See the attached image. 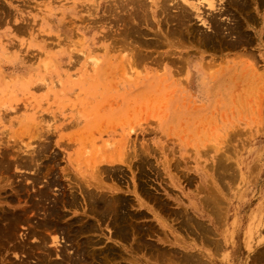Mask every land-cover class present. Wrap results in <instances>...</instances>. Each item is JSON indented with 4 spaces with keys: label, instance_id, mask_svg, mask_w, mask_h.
<instances>
[{
    "label": "rangeland",
    "instance_id": "rangeland-1",
    "mask_svg": "<svg viewBox=\"0 0 264 264\" xmlns=\"http://www.w3.org/2000/svg\"><path fill=\"white\" fill-rule=\"evenodd\" d=\"M1 1L2 0H0V163L3 162L1 165L3 164V166H6L8 162H11V164H9L11 168H7V171L5 170L6 168H2L3 166L0 168L2 169L0 170V190H4L0 191V193L3 194V197L0 194V199L4 200H0V202H3L10 208L13 205L18 208L24 206L30 208L32 204L31 199L34 195L33 193L39 190V186L40 189L44 188L49 181L48 179L54 176V174L62 177V184L54 185L53 192L51 187L50 195H52V198L63 191V189L60 188L61 186L67 187V185H65L68 183H66V179H68L66 175L71 176L72 174V177L80 176L78 178L82 180L91 178L97 167L104 168V166L109 163L108 161L111 160L110 162L115 163L114 166H120L124 168V171L126 170L124 176L120 174L121 177L127 180L130 178L128 182H119L121 191L125 190L124 194L127 193L129 189H132L133 175H136V177L139 176L141 182L148 180L151 189L160 199L166 198L172 208L175 207V202L172 198L182 194L180 189L175 187V185H173L174 183H171L172 179L173 181L178 180L177 185H179L180 178L184 181L183 177L185 171H190V175L195 176L193 181L191 180V184L188 185H185L186 181L182 182L181 186L183 185L185 187V192H195L197 185L199 186L198 181H200L199 177H196L198 176L197 171H200L199 169L204 168L205 165L207 167L205 169L211 177L213 176L210 179L212 183L209 185L214 189L212 187L210 189L213 191L216 190V192L214 191L215 193L218 191L223 201V207L225 208L226 206V208H229V217H234L233 222L236 228L238 225L237 218L240 213V187L243 184L246 187L252 180H255L254 183H261V190L256 193V196L252 195L253 198L251 197L250 200L243 199V201L246 203L247 213L251 210L252 212H250V214H252L253 211L262 214L261 202L264 196V162L261 164L259 159L264 155V49H260L258 46V29H262L260 27L262 26L261 18L262 13H264V2H262L263 4H257L256 0H248L251 5L253 3V7L259 5L258 11H254V15H256L258 19L260 18L254 24L250 22V27L248 28L250 34H252V41L254 42L244 49L250 50V52H252H249L250 54L247 50V53L240 57V45L235 49L227 48L221 52L211 49L206 50V48L198 47L194 40V46L192 40H189L190 44L187 42V44L185 43V41L188 40H181L180 42L175 40L173 42L176 44L174 43L175 45L172 47L162 45L163 48H147L149 51L155 52L157 50L154 55H159V53L167 55V51L173 50L172 52H174V54L171 57L186 56L185 58L189 59V62L202 65V69L205 68L207 64H210V66L208 65L206 68L208 72L211 73V81L207 88L217 86L218 89L212 88L214 91H211L209 95H205L206 97L202 98L200 96L201 94L196 91V85L192 84L191 70L181 68L183 67V63L181 62L179 65L177 64V69L172 68V64L169 65V72L164 71L163 67L159 68L160 71L156 68L148 73L146 68H149L150 65L146 61L150 60H142V62L137 60L135 67L140 65L139 67L141 69H139V67L135 68L137 73L135 69L131 70L130 74L132 73L133 75L134 73L133 76L131 75L132 79L130 74L123 77L121 76L123 81L120 78L117 80L114 77V67L108 68L107 62L122 64L121 57L118 56L123 51L122 49H118L119 47L116 48V46H125L121 40L119 41V39H121L119 33L123 28L114 27L115 15H107L110 13H108L107 9L114 5V0ZM222 1L223 4L226 3V1ZM109 2H111V4ZM228 8H230V12L232 11L231 13L238 17V19L241 18L243 22L245 21L244 16L240 14V10L231 4L228 5ZM93 21H95V23ZM201 29L210 30V28ZM112 36H114L115 39ZM230 38L235 40L233 37H229L228 39ZM113 43L115 45H113ZM78 57L82 58L77 59ZM96 57L102 59L101 63L105 65L107 69L105 75L92 70L93 65L91 61H95ZM164 59L165 62L170 61V59ZM246 63L247 65H245ZM211 64L214 65L212 66ZM240 65L244 66L245 71L244 74H242L243 76H241V81L243 80L241 87L240 71L243 72V69L240 70ZM153 66L157 67V65ZM180 68L183 70L181 71ZM138 69L140 73L142 71L143 73L139 74V71H137ZM253 72H255L256 78L247 81V77ZM129 76L130 78H128ZM189 76L191 77L189 81H191L192 87L186 84ZM148 77L170 78L169 81H172L171 83H173L172 86L174 89L170 91H144L141 90V85L139 86L140 89H133L127 81L125 82L127 79H135L136 82L141 83ZM182 78L185 80L183 79L182 81ZM44 81L46 83H44ZM181 88L187 89L185 90L187 92L183 91ZM81 112H83V115L80 114ZM258 138L261 139L258 140ZM147 145L154 148L149 157V159L152 160L151 165H147V162L143 163L141 161L143 155L141 156L139 154H142V151ZM123 150L125 154H123ZM126 150H128L129 153ZM218 153H220L219 156ZM119 156L121 157L119 158ZM124 156L127 161H130V163L132 162V167H129L126 163L120 162V160H124ZM226 156L230 157L227 158ZM255 156L257 161L253 162L252 159ZM28 157H31L30 159L33 158L32 162L36 165L33 166L34 169L19 164L20 162H24V160L27 161ZM108 157L110 159H108ZM220 157L227 158V160H222H225V165L222 161V165H218L217 169L221 172L218 174L216 163L220 162L218 160V158L221 160ZM243 158L248 159L244 161ZM68 159L70 160L68 161ZM139 161L144 165L142 164L143 166H141ZM164 161H166V163ZM5 162L7 163L5 164ZM94 162L99 165L96 166ZM170 162L171 164L173 163V165L169 164ZM175 162L178 164L177 166ZM227 162L229 164H227ZM255 163L259 166L258 171L248 176L245 168L248 166L250 167V165L255 167ZM226 164L227 166H233V168L230 166L228 167L234 171H231ZM209 167L210 169H208ZM220 167H226L227 169H224V171L229 172L231 176L229 173H224ZM215 170L217 173H215ZM42 173L44 174L43 176ZM215 174L217 176L219 175L220 178L225 177L224 181L218 176V182V180H216L218 178ZM225 174L227 176H225ZM228 175L234 180V183L228 178ZM35 176L39 177L41 180L37 179V181L33 179ZM40 177L44 178L42 179ZM121 177L120 179H122ZM214 178L217 183H213ZM220 181H226V184L223 182L222 184ZM33 182L37 183L35 184ZM106 182L111 183L110 180H106ZM4 185L5 187H3ZM222 185L224 187H221ZM24 187L26 189L25 191ZM4 188L8 191L6 192ZM17 189L19 192H16ZM11 193L13 195H11ZM15 193H20L18 195L19 197H17ZM203 194L205 193L201 192V195ZM169 195H171V197ZM186 199L187 197H185L184 200ZM49 202L46 203L48 204ZM149 205L151 206L152 204ZM132 209H142L147 213L148 208L146 206L139 207L138 203L132 199ZM65 210L67 215L63 218L64 222L75 218L77 216L76 214L80 213V210H77V208L68 207ZM31 214L29 215L32 218L34 217V220L31 218V221H33V223H31L34 225L39 220L35 217L39 215H34L33 213L32 216ZM147 214L148 215L132 221L136 224L135 227L140 225L139 227L141 229H143L142 227H148V225L154 227H151L153 231L146 229L142 230L141 234L144 232L142 235L144 239L142 240L141 238V241H144V243H139L141 244L140 248H137L138 245L136 241H133L131 238L125 241L117 237L107 239L110 229L102 224L101 228H105H103L104 235H100L99 232L96 233V235L99 234L103 242L96 246V250L98 251L99 248L100 251L102 246V249H105L104 247L106 245H111L115 253L110 254V256L106 251L102 253L98 251L95 258L91 256V258L93 257L96 260L92 262L93 258L91 260L89 258L92 262L90 263L95 264L96 261V264H162L161 261L163 260L164 262L165 258H162L164 257L162 253L160 255L161 249L159 250V248L166 247V244L161 241L164 235L160 233V225L153 212L148 210ZM160 216L165 217L164 213H161ZM87 217L92 219L90 216H86V218ZM173 218L174 216L172 215L169 220H166L170 226L172 225V232L168 231L169 237L171 239L172 237L173 239L181 237L186 241L193 242L194 240L192 238L188 239L187 235L181 236L176 233L173 225L176 221L173 222ZM258 218H260V215H256L255 219H253L252 224L254 226V221H258ZM228 219L229 218H227V220ZM251 222L247 229L252 226ZM31 225L28 226L32 228L33 225ZM177 225L176 223V227ZM155 227L157 230L159 229L160 234L155 230ZM26 229L27 225L18 226L16 234L14 235L15 238L13 237L15 244L22 242L23 237L20 236H24L28 232ZM177 229L179 228L177 227ZM18 230L20 232L17 233ZM145 231L149 232L145 233ZM248 232L249 234L252 233L255 251L263 249L264 235L262 233L264 231L260 230L257 232L255 226L254 230L251 232L250 230H246V236ZM19 233H21V235ZM57 233L58 232H54L53 234V232H51L53 235H59V233ZM255 233H257L256 236H254ZM47 234L49 237L51 236L50 232L46 233V235ZM96 235L95 237H97ZM49 237V244L46 246L54 248V244L52 245L51 243V237ZM236 237L237 235L234 236V239H236ZM258 237L260 240H263L262 243H259ZM34 238L35 237H29L31 242L28 240V244H38L40 240L37 241L38 238ZM70 243L71 241H69L68 244L66 243V245L72 247ZM149 243H153V245L151 246ZM62 244L64 243L62 242ZM195 244L199 247L203 246L202 243L197 240H195ZM158 245L160 246L159 248ZM205 245L207 246V244ZM256 245L257 247L255 248ZM70 246L67 247L68 253L71 252L70 254H73L74 250ZM59 248L56 250H59ZM168 248L170 247L167 245V249ZM246 248L251 249L248 247ZM39 249L40 248H36L34 254L30 252L31 255L28 253L30 250H28V254L26 253L28 258L25 253L21 254L18 252L21 256L24 254V256L20 257L18 253L10 249L8 253L4 255L0 254V264H9L8 262H10L11 259H16L22 264H38V256L44 252V249H42V251ZM137 249L139 250L137 251ZM202 249L204 248L202 247ZM251 251L254 253L253 249ZM204 252L213 253L215 264L222 263L221 259L216 257V255L220 253L213 251L212 246H210L209 251L204 249ZM7 254H11L12 256ZM16 254L19 255L18 257H20L22 262H20L18 257H15ZM157 255L162 257L159 258ZM102 256L104 257L102 258ZM9 257L12 258L10 259ZM151 257L153 259H151ZM154 257L157 259L155 260ZM53 259L58 260L57 254L52 255L51 260Z\"/></svg>",
    "mask_w": 264,
    "mask_h": 264
},
{
    "label": "bare ground",
    "instance_id": "bare-ground-1",
    "mask_svg": "<svg viewBox=\"0 0 264 264\" xmlns=\"http://www.w3.org/2000/svg\"><path fill=\"white\" fill-rule=\"evenodd\" d=\"M224 1H226V3L223 4L222 0H202V1H198V0H114V5L112 4L113 6L111 8L109 7L107 9L108 13L110 12L107 15L108 16L110 14L115 15L116 19H114V27L120 28V29L123 28L122 31H120V33H119L120 38H121V39H119V41L121 40L125 46H123V45L116 46V48L119 47L118 49H122V51H123L118 56V57H121L120 59H121L122 64H114L113 62H107V67L108 68L114 67L113 68L114 77L117 80H119V78L122 80L121 76L123 77V76L130 74L131 70H134L135 68H138L140 66L139 65L138 67L137 66L135 67L137 60L138 61L140 60L141 62H142V60H148V59L150 60V61H146L150 65L149 68H146V70H148V73L152 72V69H156V68L159 69V68H163V67H164V71L169 72V70H170L169 65L172 64V66H173L172 68L177 69L179 63L181 62V63H183L182 64L183 67H181V68H183V69L187 68L188 70H191V72H192L191 77L193 80L192 84L196 85L197 93L201 94L200 96L202 98L206 97L205 95H209L211 93V91H214V90H212V88L218 89L217 86L212 87V88H210V87L207 88L208 84H210V81H211V76H210L211 73L208 72V70L206 68L208 67V65L210 66V64H207V66L205 65L206 67L202 69V65H200L199 63L189 62V59L185 58L186 56L182 55L179 57H171L174 54V52H172L173 50L167 51L166 52L167 55H163V53L160 54L159 52H158L159 55H154L157 50L155 49L156 51L154 52V51L147 50V48H151V47H154V48L162 47L163 48V46L167 47V45L169 47H172L173 45L176 44L175 42H173L175 40L177 42H180L181 40H188V41H185V43L186 42L189 43V40H192V42L194 40V42L198 45V47L200 46L201 48H206V50L211 49L214 51L221 52L222 50L224 51V49H227V48H231V49L234 48L235 49L240 45V52H239L240 57L245 55V53H247V52L249 53L250 50L247 49L248 50L247 51L244 48L249 46L254 41H252V36H251L252 34H250L248 28L250 27V22L254 24V23H256L257 20L260 19V18L258 19L256 17V15H254V11H258L259 5H257L256 7H253L252 6L253 3L251 2L252 3V5H251L249 2L250 0L249 1L248 0H224ZM259 1H261V2H259ZM262 2H264V0H256L257 4L258 3L261 4ZM109 3L111 4V2H109ZM229 4H231L232 6L237 8L238 10H240V14H242L245 18L244 22L241 18H239L240 19L239 20L238 17H236L233 13H231L232 11L230 12V10H229L230 8H228ZM108 6H109V4H108ZM100 7H101V4H100ZM89 8H91V7H89ZM84 14H86V13H84ZM229 15H231L232 17ZM98 17H103V16H98ZM91 20H92V18H91ZM75 21H77V20H75ZM93 22L95 23V21H93ZM261 25L262 26L260 28H262V29H258V46L260 47V49H264V32H263L264 31V13H262ZM140 28H142V29H140ZM143 28H150V29H143ZM201 28H206V29L210 28V30H204V29L202 30ZM38 35H39V33H38ZM111 35H113V34H111ZM112 37H114V36H112ZM229 37H233L235 40H232L231 38H230L231 39L230 40V39H228ZM114 39H115V37H114ZM114 39H113V41H114ZM194 42H193V46H194ZM114 43H117V42H114ZM114 43H113V45H115ZM178 44L181 45L180 43H178ZM107 48H109V47H107ZM116 51H117V49H116ZM197 52H198V50H197ZM250 53H252V52H250ZM254 55H256V54H254ZM82 57H80V58H82ZM80 58L78 57L77 59H80ZM164 58H166L168 60L170 59V61L165 62ZM250 58H251V56H250ZM73 59H75V58H73ZM92 60H94V59H92ZM101 61H102V59L101 58L99 59V57H96L95 61H93V62L91 61V64L93 65L92 70L97 71L99 74L105 75L107 69H106L105 65H103L101 63ZM153 65H157V67H155ZM245 65H247V63ZM86 67H87V64H86ZM142 68H143V66H142ZM139 69H141V68L139 67ZM139 69L137 71H139ZM183 69H181V71ZM242 69H243V72L240 71V87H241V83L243 81V80L241 81V76H243L242 74H244V72H245L244 66L240 65V70H242ZM159 71H160V69H159ZM172 71H174V70H172ZM135 72H136V69H135ZM141 73H143V71ZM141 73L139 71V74H141ZM175 74H178V73H175ZM131 75H132V73L130 74V76ZM133 75H134V73H133ZM151 75H153V74H151ZM130 76L128 78H130ZM132 76H131V79H132ZM191 77L189 76V78L187 79V83L184 82L187 84V86L189 84L190 87H192L191 81H189V79ZM255 78H256L255 72H253L252 74L250 73L249 77H247V81L254 80ZM131 79L130 80L127 79V80H125V82L127 81L130 84L131 88H133V89H137V88L140 89V87H139L140 85H141V90H144V91H155V90H168V91H170V90L174 89V87L172 86L173 83H171L172 81H169L170 78L167 79V77H164V78H155V77L149 78L148 77L147 79H145L141 83L136 82L135 79H133V80H131ZM183 79L184 78H182L181 80L183 81ZM140 80H142V79H140ZM44 83H46V82L44 81ZM181 89H183V91L187 90L184 88H181ZM190 90H189V92H190ZM185 92H187V91H185ZM80 114L83 115V112H81ZM149 134H150V132H149ZM127 144H128V142H127ZM131 144H133V143H131ZM125 146H127V145H125ZM152 149H154V148L147 145V146H145L144 150L142 151V154L139 153L141 156L143 155L142 157L140 156L141 161L143 163L147 162V165H151V162H152V160L149 159V157L151 156L152 151H153ZM126 151H128V150H126ZM223 151H225V150H223ZM128 153H129V151H128ZM136 153H138V152H136ZM136 153H133V154H136ZM123 154H125L124 150H123ZM123 154H120V155H123ZM219 154L220 153H218V156H219ZM5 155H4V157H5ZM9 155H10V152H9ZM129 155H132V154H129ZM117 157H118V154H117ZM120 157L121 156H119V158ZM229 157H227V158H229ZM28 158L30 161L28 160ZM28 158H27V161L24 160V162H20L19 164L22 166H26L27 168L28 167L33 168V166H36L32 162L34 157L32 159H30L31 157H28ZM220 158H221V160L218 158V160L220 162L216 163L217 164L216 170H218L217 169L218 165L219 166L222 165L221 161L223 159H225L222 157H220ZM227 158L225 160H227ZM108 159H110V158L108 157ZM69 160L70 159H68V161ZM165 160H166V158H165ZM177 160H176V162H177ZM225 160L222 161L223 164H224ZM5 161H6V158H5ZM110 161H108L109 163H107V165H105L104 168L97 167V169L95 170V172L91 178H85L82 180V179L78 178L80 176L72 177L71 173H70L71 176L65 174L66 178L68 177V179H66L67 180L66 183L67 182L68 183L65 184V185H67V187L61 186L60 188H62L63 191L59 192V194L57 196L52 198L51 197L52 195H50L51 187H52V192H53V186L54 185L56 186V185L62 184V179H61L62 177L54 174V176H52L50 179H48L49 181L46 183L44 188L40 189V186H39L38 191L34 190L35 192L33 193L34 195L32 196V199H31L32 204L30 205V208H27L26 206L18 208L17 206H14V205L10 208V207L6 206L3 202H0V254H2V255L6 254L10 251V249H13L15 253L20 252L21 254L25 253V255H27L28 253L32 252L34 254L35 249L40 248L41 251H42V249H44V252L41 253L40 256H38V262H37L38 264H88V263L91 264L94 260H96L94 258L96 256V253L99 251V248H98V251L96 250V248H97L96 246L100 245V243L103 242L102 238L100 237V235H104L103 234L104 233L103 232L104 227L101 228L102 224L105 225L106 228L110 229V232H109L107 239H111L112 237H117V238H120L121 240L125 241V240H128L131 238V239H133V241L134 240L136 241V243L138 245L137 248H140L141 244H139V243H141V242L144 243V241H141V238H142V240L144 239V236H142L144 234V232H143V234H141L142 230L143 229L152 230L151 229L152 226L148 225V227L144 228L141 225V227L143 228V229H141L139 227L140 225H138V224H137L138 226L135 227L136 224H134V222H132V221L137 220L138 218H140L142 216L148 215L147 214L148 210H150L153 212L154 216L158 219L160 229H161L160 233H162L164 235V238L161 241L166 244V247L165 248H159L160 246L158 245L159 250L161 249L160 255L162 253V256H164V257H162V256H160V257L165 258V261H164L165 263L162 260L161 261L162 264H215V259H214L213 253L204 252V249H202V247H199L198 245L195 244V240L200 241L204 245L207 244V246L209 245V247L212 246L213 251H215L216 253H220V250H223V248L226 247L227 238L225 237L223 232L221 234L219 227L222 225L224 227V224L227 222V218H229V211H228L229 208L228 207L226 208V206H225V208L223 207V201L221 199V196L218 194V191H217V193H215L216 190H214L215 191L214 192L212 189H210L212 187L209 185L210 183H212V182H210V179L213 176L211 177V175L205 169V168H207L205 165H204V168H201V169H199L200 171H197L198 176H196V177L197 178L199 177L200 181H198L199 186L197 185L195 192H191V191L185 192V187L183 185L181 186L182 182L186 181L185 185H188V184H191V180L193 181V178L195 176L190 175V171L189 172H186L187 170L185 171V173H184L185 175L183 174L184 175V177H183L184 181L180 178V180H179L180 184L179 185H177L178 180L173 181V179L171 178L172 179L171 183H174L173 185H175V187H178L182 193L181 195H178V196L176 195L175 197L172 198L173 201L175 202V207L172 208L166 198L160 199V197L151 189V185L148 184V180L141 182L139 176H137L138 177L137 178L136 175H133L132 189H129L127 191V193H129V194H127V193L124 194L125 190L121 191V187L119 186V182H121V183L123 181L128 182V180L130 178L127 180V179H124L123 177H121L120 174H122L124 176L126 170L124 171V168H122L120 166H114L115 163L110 162ZM141 161H139L140 165L143 166L144 164L141 163ZM166 161H164V162L166 163ZM120 162L124 163V164L126 163V165H128L129 167L132 165V162L130 163V161H127V159H125V156H124V160L122 159V160H120ZM120 162H119V164H120ZM176 162H175V164H176ZM1 163H3V162H1ZM1 163H0V165H1ZM6 163L7 162H5V164ZM94 163H96V162H94ZM9 164H11V162H8L6 166H3V164H2L0 166V168L3 166L2 168H4V169L6 168L5 170L7 171L10 167ZM169 164H171V162ZM227 164H229V163L227 162ZM227 164H226V166H227ZM97 165H99V164L96 163V166ZM171 165H173V163ZM177 165L178 164H176V166ZM209 165L212 166L211 164H209ZM162 166H164V165H162ZM228 166H230V165H228ZM94 167H95V165H94ZM94 167H92V168H94ZM196 167H195V169H196ZM230 167L233 168V166H230ZM230 167H228V168H230ZM220 168H221V170H223L224 173H226V174L229 173V172L224 171V169H227L226 167H224V168L220 167ZM208 169H210V167ZM0 170H2V169H0ZM37 170H38V168H37ZM211 170H212V167H211ZM231 171H234V170L231 169ZM219 172H220V170H218V174H219ZM0 173H1V171H0ZM211 173H213V172H211ZM215 173H217V171ZM252 173H253V171H252ZM226 174H225V176H227ZM43 175L44 174L42 173V176ZM183 175H181V176H183ZM229 175L231 176L230 173H229ZM37 176H35V178H33V179H36V180L39 179V177H37ZM218 176H217V178H218ZM230 176L228 178H230ZM120 177L122 179H120ZM40 178H42V177H40ZM219 178H220V176H219ZM219 178L216 179V180H218V182H219ZM220 179H223V181H224L225 177L224 178L222 177ZM230 179H228V180H230ZM39 180H41V179H39ZM106 180L107 181L110 180L111 183L106 182ZM115 180H118V181H115ZM141 180H143V179H141ZM195 180H196V178H195ZM216 180L214 178L213 183H215ZM223 181H220V183H222ZM233 181L234 180H232V182ZM117 182H118V184H117ZM225 182H223V183L226 184ZM33 183L36 184L37 182H33ZM148 185H149V187H148ZM3 187H5V185ZM221 187H224V186L222 185ZM1 190H3V189H1ZM25 190L26 189L24 187V191ZM209 190H212V191H209ZM225 190H226V188H225ZM5 191H6V189H5ZM60 191H61V189H60ZM259 191H260V189H259ZM6 192H5V194H6ZM16 192H19V190L17 189ZM201 192L205 193V194L201 195ZM225 192H227V191H225ZM0 194L3 197V194L2 193H0ZM19 194L20 193L16 194L17 197H19L18 196ZM11 195H13V194L11 193ZM11 195H10V198H11ZM169 196L171 197V195H169ZM20 197H22V196H20ZM185 197H187L186 200H184ZM132 199H133V201H136L138 203L139 207L146 206L148 208L147 213H146V211H144L142 209L141 210L132 209ZM0 200H3V199H0ZM46 202H49V203L47 204ZM174 202H172V203H174ZM149 204H152V205L150 206ZM68 207L77 208V210L78 209L80 210V213H77L76 214L77 216L76 217L74 216L75 218H73L71 220H67L66 222H64L63 218L65 215H67L65 209ZM261 211H262V214L258 213L257 211H256V213L253 211V213L250 214V218L252 219L251 220L252 226L249 229H247V230H250V232L254 230L255 226H256L257 232H259L260 230L264 231V196L262 197ZM32 212L34 213V215L37 214L39 216H42V217H39V216L35 217L39 220H38V222H36V220H35L36 223L34 222L35 223L34 225L32 224L33 221H31L34 217L32 218L29 215ZM250 212H252V211L250 210ZM161 213H164L165 217H161L160 216ZM172 215L174 216L172 221L173 222L176 221V223L178 224L177 227L180 230H182L183 232H185L188 239L192 238L194 240L193 242H189L188 240L186 241L185 239H183L181 237L180 238L176 237L175 239H173V237H172V239L169 237L168 231L172 232V227H171L172 225L170 226V224L166 220H169L170 216H172ZM256 215L257 216L260 215V218L257 219L258 221H254V223H255V226H254L252 223H253V219H255ZM86 216H90V217H92V219H90L89 217L86 218ZM135 222H137V221H135ZM20 225H27L26 230L28 232L27 233L25 232L26 234L24 236L23 235L20 236V237H23L21 243L15 244L13 241V239L15 238L14 235L16 234V230H17L18 226H20ZM28 225H31L32 228ZM157 226H158V224H157ZM152 228H154V227H152ZM155 230H157L156 227H155ZM152 231H150V232H152ZM157 231L159 233V229ZM235 231H236V227H235V230L233 232L235 235H237V233H235ZM18 232H20V231L18 230L17 233ZM48 232H50V234H51V232H53V234H54V232L59 233V235L51 234V236H50L51 237V243H52V245L54 244L55 249L52 247L49 248L48 246H46L49 244L48 243L49 235L47 234L48 237L46 235V233H48ZM98 232L100 235L99 234L96 235V233H98ZM147 232H149V231H147ZM147 232L145 231V233H147ZM152 233H154V232H152ZM19 234L21 235V233H19ZM140 234H141V236L139 237ZM173 234H174V231H173ZM234 234H233V237L235 236ZM95 235L97 237H95ZM186 235H184V236H186ZM223 235H224V240L222 238ZM16 237H17V235H16ZM29 237H31V238L35 237L34 239L38 238L37 241L38 240H40V241L38 244H34V243L28 244V242L30 241ZM134 237H136V238H134ZM261 238H262V235H261ZM18 239L21 240L20 238H18ZM192 239H190V240H192ZM34 241H32V242H34ZM69 241H71L70 244L72 245V247L70 245H68V246L73 248V250H74L73 254H70L71 252L68 253V250H67L68 246L66 245V243L68 244ZM62 242L64 244H62ZM262 242H263V240H260V238H259V243H262ZM149 244H151V243H149ZM130 245H131V243H130ZM152 245H153V243L151 244V246ZM167 245L170 248L167 249ZM244 245H246V247H248V248H251V250L252 249L254 250V253L250 255V258H249L250 260H245L246 264H249V263L251 264V262L253 264H264V248L255 251L254 246H253L252 233L249 234V232H248ZM176 246H178V247H176ZM102 247L99 251L100 253H102L103 251H106V253L108 252L107 254H109V255L115 253L114 248L111 247V245H109V246L106 245L104 247L105 249H102ZM256 247H257V245L255 246V248ZM57 248H59V250H56ZM154 249H157V248H154ZM28 250H30V251L28 252ZM138 250L139 249H137V251ZM15 253H13V254H15ZM21 254H19L20 257L24 256V254L22 256H21ZM53 254L54 255L57 254L58 260H54V259H53L54 261L51 260V257ZM7 255L12 256L11 254H7ZM19 255L16 254L15 257H18ZM30 255H31V253H30ZM91 256L94 257V258L92 257L93 258L92 262L90 261L92 259ZM15 257H13V258H15ZM20 257H18V258L20 259ZM33 257H35V256H33ZM103 257L104 256H102V258ZM152 257H151V259H153ZM157 257H159V255H157ZM27 258H28V255H27ZM89 258H90V260H89ZM10 259H8V260H10ZM30 259H31V257H30ZM156 259L157 258H155V260ZM4 260H6V259H4ZM25 261H26V258H25ZM25 261H24V263H25ZM20 262H22L21 259H20ZM8 263L9 264H22V263H19L16 259H14V260L11 259V261ZM107 263H108V261H107ZM95 264H96V261H95Z\"/></svg>",
    "mask_w": 264,
    "mask_h": 264
},
{
    "label": "crops",
    "instance_id": "crops-1",
    "mask_svg": "<svg viewBox=\"0 0 264 264\" xmlns=\"http://www.w3.org/2000/svg\"><path fill=\"white\" fill-rule=\"evenodd\" d=\"M261 138H258V140ZM255 154V153H254ZM245 155V154H243ZM248 158H243V160H247ZM253 162L257 161L256 156L253 157L252 159ZM260 163L262 164V162H264V155H262V157L259 159ZM260 164V167H261ZM258 164L255 163V167L250 165V167H246L245 170L247 171L246 174H248V176L253 175L255 172L258 171ZM251 171V172H250ZM253 171V174H252ZM260 171V169H259ZM250 178V177H249ZM253 179V177H252ZM259 180V179H258ZM255 180H252V182H250V184H248V186L245 187V185L243 184L240 187V202H239V207H240V213H239V217L237 218V228L235 233H237V237L236 239H234L233 234H234V230H235V224H234V217H229V219L227 220V222L223 225L219 227L221 234L222 232L224 233L225 237L227 238L226 240V247L223 248V250H220V254H217L216 257L221 259L222 263L221 264H246L245 260H250V255L253 254V251H251V249H247L246 245H244L245 240H246V230L250 225L251 219H250V212L247 213V206H245V202L243 201V199H251L252 195L256 196V193L259 192V189L261 190V183L258 184V182L254 183ZM242 197V198H241ZM230 213V211H229ZM174 225V229L176 231V233H178V235L184 236L186 235L182 230L177 229L176 227V223H173ZM222 227V228H221ZM219 231V230H218ZM257 233L254 234V236H256ZM264 235V232L262 233ZM224 235H223V240H224ZM203 248L206 251H209L210 247L202 244ZM178 247V246H176ZM251 264H253L251 262Z\"/></svg>",
    "mask_w": 264,
    "mask_h": 264
}]
</instances>
